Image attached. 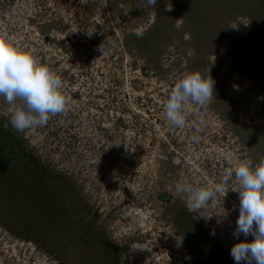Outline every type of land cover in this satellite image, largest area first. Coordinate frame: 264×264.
I'll return each mask as SVG.
<instances>
[{
  "label": "rangeland",
  "instance_id": "1",
  "mask_svg": "<svg viewBox=\"0 0 264 264\" xmlns=\"http://www.w3.org/2000/svg\"><path fill=\"white\" fill-rule=\"evenodd\" d=\"M154 7L144 0H0V36L55 71L68 101L67 112L46 126L18 133L10 124L16 104L0 99V132L23 150V173L45 171L48 192L60 190L43 240L63 245L47 253L23 238L21 225L8 231L6 205L0 264H235L231 247L245 239L232 236L238 181L216 206L196 212L169 186L205 185L241 159H264V0H157ZM209 70L214 103L203 112L187 106L189 121H205L192 144L194 130L172 128L164 104L178 79ZM4 194L0 203L9 201ZM26 219L28 231L36 219Z\"/></svg>",
  "mask_w": 264,
  "mask_h": 264
},
{
  "label": "clouds",
  "instance_id": "2",
  "mask_svg": "<svg viewBox=\"0 0 264 264\" xmlns=\"http://www.w3.org/2000/svg\"><path fill=\"white\" fill-rule=\"evenodd\" d=\"M144 2L150 8L157 4V0ZM166 7L171 11L170 3ZM137 35L142 36V33ZM99 51L105 54V49L100 47ZM63 83L62 78L31 51L14 46L7 36H0V99L9 105L16 104L10 124L18 133L44 127L52 116L67 112ZM215 84L210 70L187 73L175 82L164 104V116L172 128L194 130L189 137L192 144L200 143L199 134L205 121L202 118L189 121L187 106L196 105L201 112L206 110L215 101ZM233 178L238 181V188L232 191L239 193L240 203L232 236L237 240L241 236L245 239L231 247L230 255L235 264H264V159L259 163L241 159L235 167H226L219 181L205 185L181 181L169 187L177 195H186L188 210L196 212L214 207L221 196L226 197ZM227 215L226 212L218 217ZM210 234L215 235V232ZM249 236L254 239L248 241Z\"/></svg>",
  "mask_w": 264,
  "mask_h": 264
},
{
  "label": "trees",
  "instance_id": "3",
  "mask_svg": "<svg viewBox=\"0 0 264 264\" xmlns=\"http://www.w3.org/2000/svg\"><path fill=\"white\" fill-rule=\"evenodd\" d=\"M17 147H19L20 154L18 156H14L15 155L14 149H16ZM22 155H23V150L21 149L20 145L14 143L12 140H10V138H8V136L5 133L1 131L0 132V192H2V190L3 192L5 191L4 197L9 198V201H2L0 203V220L3 217V214H5L2 213L3 211L2 209L4 208V206L7 205V207L11 210H9V212L7 213L8 216L5 215L6 220L3 226L6 227L8 231L12 232L15 230L18 231V228H20L21 225L22 230L26 232L25 235H23V238H25V240H29L31 242L36 243L37 245H41L43 246V248L47 253H51L53 249H56L57 247H62L63 245L61 241L58 243H54V241H52V243L48 246L46 244L47 242H44L43 240L44 237L43 227L50 226L51 224L49 221L52 220V217L58 216L57 210L59 209L56 207L54 203L56 202L59 203L60 201L57 200L54 201V199L56 197L61 199L62 195L59 193L60 190L58 189V187L55 189L56 191L55 195H53L52 192L51 193L48 192L49 191L48 185H44L48 183V174L45 171L41 172L39 171V169L33 168L30 171L31 174L30 173L24 174L23 163L21 162L24 159ZM36 171H38V173H35ZM10 197H13V199L10 200ZM47 200L50 201L47 202ZM39 213H41L42 216H44L43 222L45 223L43 224H40V222L37 221L36 219ZM30 215H34L36 221L33 220L32 227L27 231L28 221L26 218H28V216ZM47 215L51 216L50 218H48L49 221L47 219ZM59 216L64 217V215L61 213ZM68 219H65L66 222H70ZM62 226H64L65 229L68 227L65 221L62 223ZM179 226H182L183 229H185V227L188 229V223L185 220L181 219L179 221ZM190 229H188V233L190 232ZM64 230L62 231L64 232ZM31 232H36L37 237L31 236L30 235ZM87 233H89L88 230L83 233L82 237H84V235H86ZM192 236L189 235V238H191ZM74 240L78 242L81 241V238L78 239L77 236L74 238ZM44 246H48V247H44ZM69 246L67 247V249L69 248ZM66 254L65 256H68Z\"/></svg>",
  "mask_w": 264,
  "mask_h": 264
},
{
  "label": "flooded vegetation",
  "instance_id": "4",
  "mask_svg": "<svg viewBox=\"0 0 264 264\" xmlns=\"http://www.w3.org/2000/svg\"><path fill=\"white\" fill-rule=\"evenodd\" d=\"M164 198H166V197L164 196V197L162 198V200H163V201H166V200H167V198H166V199H164ZM166 202H167V201H166Z\"/></svg>",
  "mask_w": 264,
  "mask_h": 264
},
{
  "label": "water",
  "instance_id": "5",
  "mask_svg": "<svg viewBox=\"0 0 264 264\" xmlns=\"http://www.w3.org/2000/svg\"><path fill=\"white\" fill-rule=\"evenodd\" d=\"M164 196H162V198H163ZM167 198V197H166ZM166 198H164V199H166Z\"/></svg>",
  "mask_w": 264,
  "mask_h": 264
}]
</instances>
